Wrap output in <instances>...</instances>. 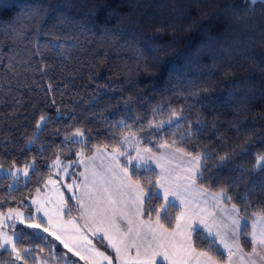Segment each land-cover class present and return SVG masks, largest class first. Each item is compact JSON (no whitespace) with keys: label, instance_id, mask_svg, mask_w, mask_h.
<instances>
[{"label":"trees","instance_id":"16d2710c","mask_svg":"<svg viewBox=\"0 0 264 264\" xmlns=\"http://www.w3.org/2000/svg\"><path fill=\"white\" fill-rule=\"evenodd\" d=\"M190 93L212 101L197 103ZM173 109L186 118L179 126L162 135L147 129ZM41 115L49 119L37 130ZM120 121L132 127L122 128ZM189 124L192 135L182 143ZM141 126L147 143L142 139L140 146L155 153L175 139L174 149L219 157L241 153L251 141L247 154L226 168L208 160L211 179L196 184L209 192L226 187L241 217L245 206L249 217L264 209V172L254 171L256 156L264 154V0H0V166L34 164L25 181L12 185L0 177V210H31L24 202L51 176L47 165L58 153L67 163L78 153L116 148ZM77 129L85 132L83 144L63 146ZM140 176L145 187L147 177L155 184V172ZM66 201L65 216L77 213ZM162 203L151 198L146 207ZM179 212L167 210L166 227ZM250 220L241 230L244 250L250 248ZM16 230L35 233L24 235L19 247L63 264L62 250L52 249L46 233L20 224ZM93 241L109 252L101 240ZM194 246L204 251L210 243L202 237ZM211 248L216 255V245ZM0 264H10L8 252L0 250Z\"/></svg>","mask_w":264,"mask_h":264},{"label":"snow or ice","instance_id":"6c2138e0","mask_svg":"<svg viewBox=\"0 0 264 264\" xmlns=\"http://www.w3.org/2000/svg\"><path fill=\"white\" fill-rule=\"evenodd\" d=\"M49 7L51 10H55V5ZM40 11L41 9L37 8L36 14H40ZM190 95L196 97L197 103H210L212 101L211 97L200 98L196 93H190ZM165 108L166 106H162L159 111H164ZM48 119L47 115H41L36 124L37 130L43 129ZM185 120L182 110L178 112L173 109L168 120H162L159 123L150 121L147 129H154L155 132L152 133L154 135H162L169 132L172 127L179 126ZM120 126L126 129L132 127L125 121H120ZM188 127L189 132L181 135L180 142L182 143L187 142L185 135L188 137L192 135L191 124ZM145 131L146 129L143 126L138 127L136 131L131 132L130 135H125L123 140L117 142L118 146L124 144L134 145L136 155H132L131 152L126 150L113 149L116 167L120 168L123 173V176L120 177V184L114 190L110 189L104 186L105 181L102 176L93 173V184L99 183L97 189L99 195H94L87 183V176H85L84 195L90 199L92 204L86 206L83 200L77 201L80 208L84 210L80 217L85 222L84 226L88 228L93 238H102V240L107 241L108 247L116 253L114 258L91 247L92 239L83 234L81 225L76 219L67 221V225H71V230L65 224H61L56 229L53 227L55 223L53 215L43 207H37L36 214L30 216H26L25 211H22L20 207H8L7 211L0 210V250L9 253L10 264H47V261L42 260L40 256H34L31 249L18 246L23 242L22 237L24 235H34L35 233L18 232L16 230L17 224L25 225L28 229L38 230L40 233H47L48 237L58 241L73 256H79L81 260L87 259L88 264H97V261L92 257H86L79 247L73 245H79L80 242H83L85 245L90 246L87 249L88 252L95 251V257L102 258L103 261H107V264H114V261L115 264H193V260L195 264H219L217 255H221V253L217 249V254L214 255L211 245L222 246L227 251V264H233L234 259H238L239 264H264V209L254 212L249 217L245 206V216L241 217V208L237 207L236 203H232L233 197L228 194V189L225 187L210 193V198L216 207H220L225 203L231 204L230 209L221 207L222 216L219 221L214 219L209 224L201 212L186 211L185 199L178 190L180 186L174 185L165 175L166 170L161 163L164 157L157 156L153 148L144 147L141 149L139 146L142 139L147 143V140L140 135ZM84 136L85 132L77 129L72 135L63 138V146H70L72 143L83 144V140L80 138ZM176 144L177 141L174 139L171 145L164 143L159 144L158 147L164 149L174 147ZM250 147L251 141H246L241 153L220 155L219 157L213 156L207 151L193 153L185 152L183 148H175L176 152L189 157L190 164V167L184 169L186 175L178 179L186 181L183 185L184 189L195 185L197 181L203 183L206 179L210 180L211 178L205 175L208 160L218 161L216 164L217 169H223L228 167L229 162L235 157L241 154L246 155L247 149ZM119 157H126L123 164H121ZM255 160L254 171L264 172V154L256 156ZM75 163L76 161H73L69 165H64L58 153L55 160L47 167L57 169L56 174L58 176L61 172L68 175L69 169ZM152 163L161 169V175L157 177L154 185L150 177L144 178L145 184L148 185V187H145L141 184L140 171L154 172V169L151 168ZM30 169L34 171V164H26L22 169L11 171L9 175L18 178L22 173L25 178H28ZM79 175L84 176V173ZM117 175L113 171V176L116 177ZM134 175L136 176L135 180H133ZM97 176H99L98 181ZM48 182L55 183L51 179ZM211 183L214 184L215 181L212 180ZM65 187L69 191H73L74 188L78 191L80 184L74 181L73 184H66ZM37 191L39 192L40 189H37ZM199 191L201 194H207L209 189L201 187ZM117 194L121 198L127 196L128 199L118 201ZM60 196L61 203L57 214L63 213L66 215L67 205L63 202V193H60ZM161 196L164 202L160 204L159 208L146 207L151 198L159 200ZM72 198L76 199L75 195ZM177 199L180 200L181 211L175 216V227H166L164 222L170 220L166 212L169 208L176 207L175 200ZM32 203L36 204L37 201L33 199ZM118 203H123L125 207L129 208V211L117 209L115 206ZM205 203H207V200H205ZM96 205H104V207L98 208ZM189 207L192 206L189 205ZM153 211H155L154 221L152 220ZM144 215L148 216L147 221L142 219ZM249 218L252 219L251 232L249 233L251 251L245 253L240 245V237L243 235L241 230L247 228L246 221ZM45 221L47 226H45ZM120 221L127 225L126 229L122 227ZM134 221H138V223H134ZM213 228L216 229L215 232ZM8 229H12L11 235ZM70 231L71 234L69 235ZM204 233L207 234L206 237L203 236ZM202 237L209 240L210 246L207 250L196 252L194 245ZM69 240L72 241V244L69 243ZM132 250L135 251L134 256L131 255ZM39 251L43 253L44 248H40ZM193 253H195V257H193Z\"/></svg>","mask_w":264,"mask_h":264},{"label":"rangeland","instance_id":"374dc122","mask_svg":"<svg viewBox=\"0 0 264 264\" xmlns=\"http://www.w3.org/2000/svg\"><path fill=\"white\" fill-rule=\"evenodd\" d=\"M169 119V118H168ZM167 119V120H168ZM166 121V120H165ZM124 138V137H123ZM123 138L121 140H123ZM84 142V137L80 138ZM140 146V145H139ZM141 147V146H140ZM119 151H129L132 153V155H136L135 152V147L132 144H124L120 145L119 147H116ZM114 148H98L92 151L90 154L83 155L79 153L80 155L76 156L75 164L72 165V167L69 169V174L65 175V173L61 172L59 176L56 174L57 169L52 168V174L51 176L46 179L44 185L40 189V191H36L33 196L29 199H27L24 204L29 206L31 210H25L21 208L22 211H25L26 216H30L33 214H36V209L37 207H43L46 210H48L54 217V225L53 227L58 229L61 224L67 225V222H62L63 221V216L65 214L63 213H58V209L61 203V196L60 193H63V202L65 205L69 206L66 199L69 198L73 201L72 204H74V207L77 209V201L78 200H83L86 206H91V201L88 197L84 195L85 193V188H84V183H85V176H87V183L92 189V192L94 195H99L97 189L99 188V183L93 184V173L99 174V176H102L105 184L104 186L109 187L110 189H115L116 186L120 184V177L119 174L121 173L120 168L116 167V160L113 158L114 153H113ZM141 149H143L141 147ZM157 156H163L164 159L161 160V163L164 165V168L166 170L165 175L167 176L168 180H170L174 185L180 186L178 190L181 192L183 198L185 199V210L186 211H197L201 212L203 216L207 219L208 223L211 224L212 221L215 219L219 221L221 219L222 213H221V207L224 209H230V206H227L223 204L220 207H216L213 203V201L210 198V193L208 192L206 196H199L197 195L196 191L198 189V185L195 184L193 186H190L187 189L183 188V185L186 183V181H183L181 179H178L179 177H182L186 175L184 172L185 168L190 167L189 164V157L182 155L181 153H178L175 151L174 148L169 147V148H164L160 149L158 153H155ZM119 160L121 161V164L126 160V157H119ZM71 162L63 163L64 165H69ZM28 164H32L31 162ZM25 165L23 166H13L10 168L2 167L0 166V177L1 176H7L11 180V184L14 185L17 183V181L20 179L22 181L27 180L21 173V175L18 178H14L9 175V173L15 169H22ZM151 168L154 169V172L156 174V179L159 175H161V169L157 168L154 163L151 164ZM31 170V169H30ZM113 171L117 173L118 175L116 177L113 176ZM143 171V170H141ZM80 173H84V176L79 175ZM99 176L96 177L97 181L99 180ZM49 179L52 181H55V183H49ZM79 183L80 188L79 190L73 189V191H69L67 187H65L66 184H73V182ZM75 195L76 199H73L72 197ZM120 197V196H118ZM121 198V197H120ZM35 199L37 201L36 204H33L32 201ZM122 199V198H121ZM162 199V196H161ZM205 200H207V203H205ZM162 202L163 199H162ZM176 207L181 211V205H180V200H175ZM191 205L192 207H189ZM195 205V206H194ZM79 206V204H78ZM80 207V206H79ZM99 207V205L97 206ZM100 207H104V205H101ZM7 211V210H6ZM67 212V207L65 209ZM42 215V214H40ZM76 216V213L73 214V216ZM81 217V216H80ZM76 218V217H75ZM73 219V218H70ZM77 219V218H76ZM78 220V219H77ZM80 225H85L84 220H78ZM46 223V221H45ZM243 223V221H242ZM248 223L249 227V232H251V225H252V220ZM18 225V224H17ZM47 226V223H46ZM68 228L71 225H67ZM84 229H82L83 234L87 236L89 239H92V246L94 250H100L98 245L95 244L93 241L95 238H93L90 234V232H87V228L83 226ZM71 230V228H69ZM213 231L215 232L216 229L213 228ZM9 234H12V229H8ZM47 234V233H46ZM71 234V231L69 232V235ZM206 234V233H205ZM207 235V234H206ZM204 236V235H203ZM249 237V235H248ZM48 240L50 244L52 245V249L55 250V248L58 249V246H63L60 245L58 241H54L52 238L48 237ZM250 240V239H249ZM241 245V242H240ZM74 247H79L82 251V254L85 255L86 257H92L96 261L98 257H95V251L88 252L87 249L88 245H85L83 242H80L79 245H73ZM216 247L223 253H225L226 250L222 248V246L216 245ZM242 247V246H241ZM251 249H248V251ZM199 250V249H198ZM62 253V252H61ZM62 256V263L63 264H88L87 259L86 260H81L79 256H75L73 260L70 258L68 254H60ZM193 257H195V254H193ZM43 260V259H42ZM237 261V264H239V260L235 259ZM46 261V260H44ZM98 262V261H97ZM47 264H57V261H47ZM98 264V263H97ZM193 264H195V261L193 260Z\"/></svg>","mask_w":264,"mask_h":264},{"label":"crops","instance_id":"0c3cea01","mask_svg":"<svg viewBox=\"0 0 264 264\" xmlns=\"http://www.w3.org/2000/svg\"><path fill=\"white\" fill-rule=\"evenodd\" d=\"M123 176V173L121 172L120 174H119V177H122ZM201 187L199 186L198 187V189H197V191H196V193H197V195H199V196H206L207 194H201L200 193V191H199V189H200ZM119 196V194H117V200L119 201V200H121V198L120 197H118ZM123 200H127L128 199V197L127 196H125V197H123L122 198ZM77 204V213H76V216L74 215H69V216H63V221L62 222H67L68 220H70V218H73V219H78V220H82V219H80V216H81V214H82V212L84 211L83 209H81L79 206H78V203H76ZM91 204H92V202H91ZM225 205H227V204H225ZM98 205H96V207H97ZM101 205H99V207H100ZM195 206V205H194ZM227 206H230V205H227ZM98 207V208H99ZM117 209H119V210H123V211H129V208H127V207H125V205L123 204V203H118L116 206H115ZM76 217V218H75ZM76 219V220H77ZM142 219L143 220H145V221H147L148 220V217H146V216H143L142 217ZM152 220L154 221L155 220V217H152ZM252 220V219H251ZM250 220V221H251ZM249 221V222H250ZM120 223H121V225H122V227L123 228H127V225L126 224H124L123 223V221H120ZM134 223H138V221H134ZM45 226H46V223H45ZM84 225L82 224L81 225V228L82 229H84V227H83ZM172 227H175V223H174V225L172 226ZM69 228H71V226H69ZM85 230V229H84ZM89 230H88V228H87V232H88ZM250 233V232H249ZM204 235V237H206V234L204 233L203 234ZM48 237V236H47ZM51 238V237H50ZM95 239H99V240H101L102 241V243L104 244V246L109 250V252H106V251H104V250H102V249H100L99 251H101V252H104L105 253V255H108L109 257H112V258H114L115 257V255H116V253L114 252V250L112 249V248H110V247H108V244H107V241H104V240H102V238H95ZM249 241H251V238H250V235H249ZM56 242V241H55ZM69 243L70 244H72V241L71 240H69ZM250 245H251V243H250ZM58 249H60V250H62V253L63 254H68L69 256H70V258L73 260V258H75V256H73L71 253H69L68 251H67V249H65L63 246L61 247V246H58ZM196 249V252H200V251H203V250H198L197 248H195ZM251 251V249L248 251V250H244V252L245 253H248V252H250ZM193 254H195V253H193ZM225 256H226V258H225V260L223 261V262H219V264H227V262H228V254H227V251H225ZM131 255H135V251L134 250H132V252H131ZM239 255V254H238ZM97 263L98 264H107V261H103L102 260V258H99L98 257V259H97ZM114 264H115V261H114ZM233 264H237V261L234 259V262H233Z\"/></svg>","mask_w":264,"mask_h":264}]
</instances>
